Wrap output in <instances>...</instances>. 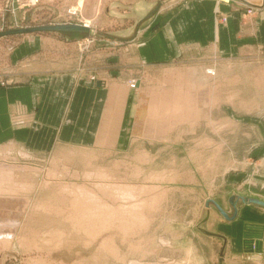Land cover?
Listing matches in <instances>:
<instances>
[{"label": "rangeland", "instance_id": "1", "mask_svg": "<svg viewBox=\"0 0 264 264\" xmlns=\"http://www.w3.org/2000/svg\"><path fill=\"white\" fill-rule=\"evenodd\" d=\"M219 1L239 6L243 39L235 35L221 52L213 37L198 42L186 35L170 59L146 62L139 44L188 0H0V32L28 29L0 35V85L24 82L33 72L65 71L80 81L106 79L114 88L93 144L57 141L47 151H31L15 141L0 156V168L24 185L14 191L0 178L6 188L0 187V264H264V46L247 40L259 5ZM156 3L158 10L144 19ZM86 21L87 35L35 29ZM141 21L129 40L101 34L127 36ZM216 22L225 25V14L217 12ZM16 118L30 123L34 114ZM156 124L164 125L159 133ZM143 150L153 160L143 173H168L163 194L155 210L145 211L149 226L129 231L127 242L115 235L114 252L90 241L102 231L97 238L79 231L83 212L73 215L58 202L61 213L53 207L37 213L56 203L59 182L45 184L58 181L51 171L61 186L82 184L85 172L112 168L114 161L126 160L132 170Z\"/></svg>", "mask_w": 264, "mask_h": 264}, {"label": "crops", "instance_id": "2", "mask_svg": "<svg viewBox=\"0 0 264 264\" xmlns=\"http://www.w3.org/2000/svg\"><path fill=\"white\" fill-rule=\"evenodd\" d=\"M253 1L257 5L263 2V7L250 15L253 34L247 40L264 46V0ZM234 7L219 0H188L185 9L174 12L158 33L139 44L140 56L146 62L170 59L178 52V41L186 35L187 41L198 42L213 37L212 46L224 52L233 45L235 35L244 37L239 6ZM217 12L225 14V25L217 26ZM39 73H31L33 76L24 82L0 85V144L16 141L31 151H47L58 142L93 144L99 120L107 111L101 112L103 103H112L109 98L114 88L107 85L106 79L80 81L65 71ZM28 112L34 114L32 122L16 118H26ZM239 233L237 229L235 234L240 240Z\"/></svg>", "mask_w": 264, "mask_h": 264}, {"label": "bare ground", "instance_id": "3", "mask_svg": "<svg viewBox=\"0 0 264 264\" xmlns=\"http://www.w3.org/2000/svg\"><path fill=\"white\" fill-rule=\"evenodd\" d=\"M241 1L246 3V0H241ZM250 1L252 3H248V5L257 6L256 2H254L253 0ZM261 5L262 4H260L259 7ZM157 10L158 9H156L155 11ZM84 24L85 25H80V24H75V25L84 28L81 29L82 31L87 30L89 32L90 30L89 21H86V23ZM156 125L158 126V128L155 131L156 133H159L160 131H162L164 125L163 124L162 125L156 124ZM8 143H9L8 145L7 144H2V146L0 145V156H4L5 154H8L9 151H11V148L13 147L12 146L13 143L12 142H8ZM4 145H7L6 148ZM89 158H92V156H89ZM89 158H88V162L90 163L91 159ZM151 158L152 155L150 153L144 150L138 151L134 159L137 160L136 163L138 161L139 162L138 164L134 165V168L132 167L133 168L132 170L128 169L129 166L126 160L123 161L121 160L122 162L114 161L113 163L114 165L112 166V168L109 167L98 168L97 170L93 169L90 172H85L84 179L87 178L88 182L85 183L83 182L82 184L75 183L73 185L61 186L60 184L62 182V179L58 177L59 175L57 172L54 173L51 171L50 174H52L54 177L57 176L55 177V179L58 181L53 182L54 178H52L49 182H45V184L50 185L52 183L59 182L57 184L58 186H56L57 189H55V194H54L56 203H53V205L52 204L40 205V209L39 211H37V213L39 214L44 212L45 214L42 215H46V213L48 214L49 212H52L51 210L52 207L54 208L55 211H60L61 209L60 210L57 209L64 204L67 206L69 205L70 210H72V212L75 211L73 215H75L77 212L79 213L80 211L83 212L82 219L80 218L81 223L80 222L79 224L76 223L77 228L78 226L81 227L78 228L81 229L79 231L84 230L87 233L89 232L90 236L99 235V233L102 231L103 234H101V236L97 240H95V238H92L90 239V241L91 242L98 241L99 244L98 249H106L110 252H114V249L116 247L115 239H114L116 237L115 235H119L120 232L119 236L122 238V241H124L127 238V236L130 234L129 231H132V229L134 230L137 229V231H139L140 229L149 226L148 224L150 221L145 211L147 209L155 210L156 205L159 201L158 198H160L163 194L161 192L162 191L161 184L163 183L161 182V180H164L168 176V173H164L161 178L158 175H155L157 173H160L156 170L150 171L149 175L143 173L142 170L143 164L148 163ZM151 162H153L152 159ZM123 168L125 169L124 173L122 175L117 174L118 172H121L120 170ZM144 172H146V170ZM64 173L63 172L59 173L60 177H62ZM172 173L174 174L175 170H171L170 175ZM12 175L13 173L12 171H10V169L6 170L0 168V178L6 180L11 189H14V191L15 190L17 191L18 189H22L24 185L12 181L13 178L11 177ZM141 175H144L145 177L143 181H140L139 179L140 183H138L136 178H142ZM27 187L29 189V187H32V185L29 186L28 184ZM116 196L118 199L122 201L120 204H116V202L112 199V198L117 199ZM1 198L0 200H2ZM6 198L10 199V201L12 202L16 200V196H7ZM58 202H60L59 204L62 205L57 206L56 204H58ZM10 211L11 209H9V211L7 210L3 211L5 217L8 216L9 213H12V211L11 212ZM58 213H61V211ZM13 216L15 215L13 214ZM97 237L98 236H96V238ZM91 242H89L87 245L89 246Z\"/></svg>", "mask_w": 264, "mask_h": 264}, {"label": "water", "instance_id": "4", "mask_svg": "<svg viewBox=\"0 0 264 264\" xmlns=\"http://www.w3.org/2000/svg\"><path fill=\"white\" fill-rule=\"evenodd\" d=\"M246 3H252L250 0H246ZM159 3H156L153 5L150 13L144 18V19H148L150 18V16L154 13V11L156 10L157 6H158ZM142 23L141 22H138L134 29L132 30V32L127 35V36H119V35H113V34H108V33H101L102 35H105V36H108V37H111V38H116L118 40H129V39H132L135 34L137 33V29L139 28V25ZM35 29H39V30H55L57 32H67V31H75V32H79L80 34L82 35H87L88 34V31L85 30V31H82L81 29H84V28H81L80 26L78 25H75V24H66V25H55V26H43V27H38V28H35ZM28 29H18V30H9V31H5V32H0V35L2 34H6V33H19V32H23V31H27Z\"/></svg>", "mask_w": 264, "mask_h": 264}]
</instances>
